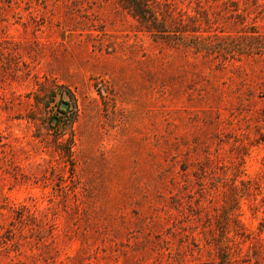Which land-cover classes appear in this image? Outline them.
I'll list each match as a JSON object with an SVG mask.
<instances>
[{
  "label": "rangeland",
  "instance_id": "374dc122",
  "mask_svg": "<svg viewBox=\"0 0 264 264\" xmlns=\"http://www.w3.org/2000/svg\"><path fill=\"white\" fill-rule=\"evenodd\" d=\"M150 1L0 0V264H264V0Z\"/></svg>",
  "mask_w": 264,
  "mask_h": 264
},
{
  "label": "trees",
  "instance_id": "16d2710c",
  "mask_svg": "<svg viewBox=\"0 0 264 264\" xmlns=\"http://www.w3.org/2000/svg\"><path fill=\"white\" fill-rule=\"evenodd\" d=\"M126 2L125 7L131 12V14L137 19V21L142 25L145 30L149 31L150 34L156 39H164L170 44L178 45V44H186L183 40H186L183 36V33L186 31L184 28V23L180 19L177 24L171 25L166 21V17L159 13L154 5L153 1L150 0H124ZM200 41L201 37L197 36ZM196 39V38H195ZM199 41L186 44L185 46L194 48L199 51L202 48L210 50L211 47H202L203 45H199ZM243 43H236V45H240L241 48H245L242 46ZM234 46V45H232ZM212 51V50H211ZM211 51H208L210 53ZM214 51L218 52V49H214Z\"/></svg>",
  "mask_w": 264,
  "mask_h": 264
},
{
  "label": "water",
  "instance_id": "95a60500",
  "mask_svg": "<svg viewBox=\"0 0 264 264\" xmlns=\"http://www.w3.org/2000/svg\"><path fill=\"white\" fill-rule=\"evenodd\" d=\"M62 105H65L64 103Z\"/></svg>",
  "mask_w": 264,
  "mask_h": 264
}]
</instances>
